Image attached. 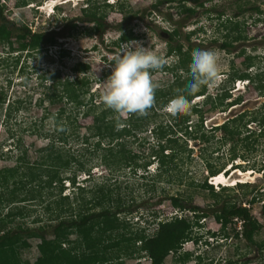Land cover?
<instances>
[{
    "label": "rangeland",
    "instance_id": "374dc122",
    "mask_svg": "<svg viewBox=\"0 0 264 264\" xmlns=\"http://www.w3.org/2000/svg\"><path fill=\"white\" fill-rule=\"evenodd\" d=\"M199 1L204 2V6L197 9V15L187 19L185 15L179 16L180 4L192 7L195 6L194 0L183 3L176 0L173 4H164L158 11L153 8L156 0H0L3 15L6 21L12 24L10 27L15 32L26 27L32 32H51L49 34L56 36L54 45L47 50L35 51L31 55L26 52L22 55L18 52L10 54L8 44L0 42V94H4V108L12 106L16 110V113L8 118L5 109L0 106V170L15 166L22 154H25L30 162L39 159L44 154L40 150L44 149L48 139L55 135V115L59 110L66 108L59 121L68 124L66 136L71 139L65 149H71L76 155H80L84 167L92 169L93 181L84 185L99 186L105 179L114 175L111 183L117 181V191L119 192L120 188L124 202L137 210L133 213L132 221L137 223L142 216L138 222L139 228H146L147 233L152 235L157 230L156 221L181 214L171 204L170 198L173 196L180 197L187 206H198L202 209L211 206L214 208L215 201L219 199L222 202L226 200L243 204L249 208L254 218L263 226L255 241L257 244L264 243V138L259 134V124L256 122L246 126V129L255 133V136L246 142L249 143L247 147L241 140L246 133L239 136L237 153L246 158H238L234 162L229 161L233 144L222 141L221 131H212L214 127L240 114L248 113L246 121L251 114L259 120L262 118L264 96L260 95L251 83L236 82L231 91V98L219 109L211 110L210 105L205 104L204 97L195 98L190 103L188 113L193 107L200 108L203 112L204 129L210 137H214L209 143L190 139L186 142L182 138L184 132L177 134L182 140L179 143L186 146V150L181 152L178 159L171 163L170 170L160 178H157L160 172L157 160L153 157L159 149V143L152 130L162 121L172 122V113L167 110L169 104L157 112V118L149 115L152 118L149 128L143 134L140 133L136 140H123L128 143L127 147L133 151V155L137 154L141 164L151 162L146 180L140 178L144 173L143 169L138 170L136 175L132 174L130 163L127 167L111 171L100 166V157L105 153L103 150L108 148L107 142H104L102 149L97 152L93 147L88 150L82 148V140L89 134L88 127L93 125L94 119L93 115H84L86 110L96 106L97 114L106 117L108 108L101 101L103 82L110 76L116 58L121 55L122 45L125 43L119 44V37L124 32L131 33L130 41L141 42L144 47L151 46L156 54L163 56L167 61L162 71L152 74L153 80L159 84L158 89H170L176 85L177 79L183 81L187 77L181 71L176 75L165 70L166 67L173 68L177 62L175 56H167L169 33L174 28L180 30L178 41L184 44L185 49L191 44L196 50H214L218 54L221 79L215 88L206 87V93L211 96L217 94L232 73L247 70L255 74L260 70L259 66L264 67V0ZM255 8H259L261 12L256 13ZM88 14L93 19L104 16V22L109 29L102 38L90 32L94 23L90 22ZM220 14L222 16L218 20ZM169 15H173L171 21L166 20ZM230 18L242 24V34L230 32L227 39L225 35H228ZM192 31L196 32L188 42L186 35ZM226 40L232 46L229 50L221 47ZM17 42L15 36L12 39L15 51L18 49ZM176 43L177 41L173 42L174 45ZM19 55L20 62L16 65ZM247 57L254 59L255 65L250 69H246L244 65ZM80 64L88 66L85 74L74 71ZM46 71H59L62 81H74L79 78L81 85L89 90L84 96L86 105L75 111V106L66 102L54 105L48 102L40 103L44 95L52 93L41 83L40 76ZM45 83L51 84L46 81ZM115 117L126 119L128 114L115 113ZM197 121V115H193L190 119L193 124L189 131H195ZM59 129L63 131L62 127ZM205 158L210 160L214 167L226 163V169H231L223 179L208 181L214 185V190L204 191L200 187L208 174ZM237 165H241L240 170L236 168ZM87 177L81 173L78 182L82 184ZM239 183L246 185L236 186ZM222 185L229 190L220 194ZM65 186V194H71L72 186L69 183ZM185 214L193 219L191 213ZM200 223L202 228L196 230V233L200 231L202 240L198 244L185 242L180 252L171 253L166 258L165 264H264V246L259 248L250 245L241 236H235L236 233H241L239 222L224 226L210 217ZM138 227L133 228L139 230ZM186 254H189V257L186 258ZM22 256L24 260L33 263L37 257L35 243L31 249L24 251ZM182 256L185 258L181 259ZM197 257H201V260ZM137 263L138 260H127V264ZM140 264H151V261L144 258Z\"/></svg>",
    "mask_w": 264,
    "mask_h": 264
},
{
    "label": "trees",
    "instance_id": "16d2710c",
    "mask_svg": "<svg viewBox=\"0 0 264 264\" xmlns=\"http://www.w3.org/2000/svg\"><path fill=\"white\" fill-rule=\"evenodd\" d=\"M185 1L187 0H179V3ZM175 2L176 0H156L153 8L158 11L164 4ZM194 3L195 6L192 7L180 4L179 16L185 15L188 19L197 15V9L203 7L204 2L194 0ZM254 11L261 12L259 8H255ZM87 16L90 22L94 23L90 32L102 38L109 29L104 22V16L101 15L98 19H93L90 14ZM172 16L169 15L166 20L171 21ZM221 16L222 14L218 15L217 19L219 20ZM0 19L2 20L0 42L8 44L10 54L18 52L22 55L26 52L27 55H31L35 51L47 50L56 43V36L53 33L49 34L51 32L36 33L24 27L16 33L6 21L1 8ZM229 25L228 35H225V38L229 39L230 32L242 34V24L238 21L230 18ZM195 32L192 31L186 35L188 42ZM15 36L18 40L17 51L13 49L12 44ZM180 36L181 32L176 28L169 33L167 56H175L177 62L173 68L166 67L165 70L175 74L181 71L187 77L183 81L177 79V86H172L170 89H157V102L153 108L147 110L144 115L127 113L126 119H117L115 112L111 109L106 110V117H101L97 114L96 106L88 108L84 113L86 116L93 115L94 119L93 125L88 127L89 134L82 140V148L88 150L89 147H93L97 152L102 149L104 142L108 143V148L103 150L105 153L100 157V166L111 171V169L127 167L130 163L133 175L143 169L144 173L140 175V178L142 180L148 178L146 173L151 162L141 164L137 154L133 155V151L127 147L128 143L123 140L127 138L136 140L140 133L143 134L149 128L152 119L150 114L157 118L158 111L166 108L178 95L187 93V86L192 82L189 65L192 63V53L196 49L191 44L185 49L184 44L178 41ZM130 40H132L131 33L124 32L119 37V44ZM175 41H177L176 45L173 44ZM221 47L229 50L232 46L226 40ZM21 55L16 59V65L20 62ZM253 60L252 57L245 59L246 69L255 65ZM259 68L260 70L255 74L247 70L232 73L215 96L207 94L206 87H202L197 94L187 96V99L191 103L195 98L204 97L205 104L210 105L211 110L219 109L224 106L226 100L231 98V91L235 88L237 81H248L254 85L260 95L264 96V67L259 66ZM87 70L88 66L82 64L74 69L75 72L82 74H85ZM40 79L43 87H47L52 92L44 95L40 103L48 102L54 105L66 102L73 104L75 111H79L86 105L84 96L89 93V90L81 85L79 78H75L74 81L69 79L62 81L59 71H49L42 74ZM2 94H0V106L5 109V98ZM238 102L236 100L235 104ZM66 110V108L59 110L55 115L56 136L53 135L48 139L46 147L40 150L44 154L39 159L30 162L26 155L22 154L15 166L0 170V264H127V260H138L137 264H140L144 258L150 260L151 264H165L166 258L171 253L180 252L185 242L192 241L198 244L202 240L200 231L196 233V230L202 228L200 223L202 220L210 217L224 226L239 222L241 233H236V237L241 236L247 243L259 248L264 246V243L257 244L255 241V237L263 226L254 218L250 209L243 204L226 200L222 202L217 199L214 208L211 206L208 209H202L198 206H187L180 197L173 196L170 198L171 204L181 214L167 220L156 221L158 222L157 230L152 235L147 233L146 228H139L138 222L141 221L142 216L137 223L132 221L133 213L137 210L135 211L132 205L124 202L120 188L119 192L117 191V181L111 183L114 175L105 179V182L99 186L84 185L93 181L92 169L84 167L80 155H76L71 149H65L70 144L71 138L66 136L68 124L59 121ZM15 113L16 110L12 106L5 109V115L8 118ZM193 115H197L198 121L195 131L191 132L189 128L193 122L190 123V119ZM248 116V113L240 114L212 129L214 132L223 133L224 143L233 144L230 150L229 161L231 162L238 158H246L237 153V145L241 134L246 133L244 138H241L245 145L247 144L246 147L249 145L246 142L255 136L254 131L246 129L247 125L257 122L260 127L259 134L264 138V115L259 120L257 116L251 114L246 121L245 118ZM170 117L172 122L162 121L152 130L159 143V149L153 156L154 160H157L160 172L157 178L168 172L171 163L186 150V146L179 143L181 139L177 137V134L184 132L182 138L186 142L190 139L209 143L214 137L213 135L210 137L205 131L203 112L198 107H193L189 113L179 117L172 114ZM231 124L234 125L231 126ZM61 127L62 132L59 129ZM205 160L208 174L200 187L204 191L214 190V185L209 184L208 181L224 171L227 164L214 167L210 160L206 158ZM81 173L88 176L82 184L78 182ZM66 183L73 188L69 195L65 194ZM228 190V187H221L220 194ZM187 212L193 216L192 220L185 214ZM133 227H138L139 230ZM33 243H35L37 257L33 263H30L23 259L22 254L31 249ZM185 256L187 258L189 254ZM184 258V256L181 257V259ZM197 258L201 260V257Z\"/></svg>",
    "mask_w": 264,
    "mask_h": 264
},
{
    "label": "clouds",
    "instance_id": "9594fccd",
    "mask_svg": "<svg viewBox=\"0 0 264 264\" xmlns=\"http://www.w3.org/2000/svg\"><path fill=\"white\" fill-rule=\"evenodd\" d=\"M166 63L151 46L144 47L138 41L123 44L110 76L103 82L101 101L118 114L144 115L157 102L159 84L153 80L152 74L162 71ZM189 68L192 82L187 86V93L178 95L167 106V110L177 117L190 110L187 96H194L202 87L215 88L221 79L219 56L214 50L194 51Z\"/></svg>",
    "mask_w": 264,
    "mask_h": 264
},
{
    "label": "flooded vegetation",
    "instance_id": "af4514ba",
    "mask_svg": "<svg viewBox=\"0 0 264 264\" xmlns=\"http://www.w3.org/2000/svg\"><path fill=\"white\" fill-rule=\"evenodd\" d=\"M10 26H12V24L10 23ZM248 83L249 84V82L248 81H237V83L236 84H240V83ZM240 159V158H239ZM233 166V165H232ZM237 169H239L240 170V168H241V165H237V167H236ZM231 170V169H230ZM230 170H228V169H225L224 171H222L219 175H217L216 177H213V178H218V177H225L226 176V174L230 171ZM223 177V178H224ZM212 178V179H213ZM212 179H210V180H212ZM241 185V186H240ZM246 184H243V183H239V184H236V186H240V187H243V186H245ZM220 186H221V183H220ZM222 187H223V185H222ZM225 187V186H224Z\"/></svg>",
    "mask_w": 264,
    "mask_h": 264
},
{
    "label": "bare ground",
    "instance_id": "6f19581e",
    "mask_svg": "<svg viewBox=\"0 0 264 264\" xmlns=\"http://www.w3.org/2000/svg\"><path fill=\"white\" fill-rule=\"evenodd\" d=\"M224 177V176H223ZM223 177H218V178H216V180L218 181V180H221V179H223Z\"/></svg>",
    "mask_w": 264,
    "mask_h": 264
},
{
    "label": "water",
    "instance_id": "95a60500",
    "mask_svg": "<svg viewBox=\"0 0 264 264\" xmlns=\"http://www.w3.org/2000/svg\"><path fill=\"white\" fill-rule=\"evenodd\" d=\"M228 119H229V118H228ZM223 124H224V123H223ZM223 124H222V125H223ZM212 180H216V178H213Z\"/></svg>",
    "mask_w": 264,
    "mask_h": 264
}]
</instances>
